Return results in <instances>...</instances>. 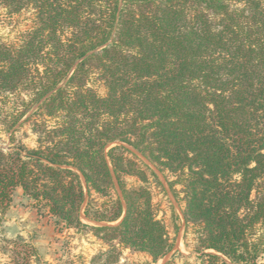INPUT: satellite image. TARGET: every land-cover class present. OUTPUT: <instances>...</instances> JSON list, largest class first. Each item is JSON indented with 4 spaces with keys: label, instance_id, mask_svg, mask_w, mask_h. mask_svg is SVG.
Instances as JSON below:
<instances>
[{
    "label": "trees",
    "instance_id": "trees-1",
    "mask_svg": "<svg viewBox=\"0 0 264 264\" xmlns=\"http://www.w3.org/2000/svg\"><path fill=\"white\" fill-rule=\"evenodd\" d=\"M20 16L24 29L0 38V124L12 143L33 122L38 146L0 147V222L20 187L57 224L163 256L171 244L143 190L122 191L125 210L90 212L89 199L83 215L99 223L80 220L74 169L87 194L111 187V171L133 172L122 142L178 176L201 264H258L264 0H0V20ZM1 258L49 264L19 240L1 239Z\"/></svg>",
    "mask_w": 264,
    "mask_h": 264
},
{
    "label": "rangeland",
    "instance_id": "rangeland-1",
    "mask_svg": "<svg viewBox=\"0 0 264 264\" xmlns=\"http://www.w3.org/2000/svg\"><path fill=\"white\" fill-rule=\"evenodd\" d=\"M26 24L24 16L12 21L0 20V38L11 39ZM93 87L99 94H103L101 84L95 83ZM54 122V119L46 118L45 125L50 128ZM33 124L28 121L20 126L13 135L12 143L0 124V147L7 150L22 144L28 149H35L38 146V135ZM134 150L137 154L129 150L124 154L126 160L133 161V172H122L117 179L111 171L112 186L103 191L91 189L90 194H87L83 175L74 169L85 191L80 220L90 226L99 223L83 215L89 199L90 212L96 209L101 212L110 211L117 200L125 210L122 191L143 190L149 197L154 217L161 221L166 230L168 242L171 244L166 254L155 260L147 252L119 244L117 239L104 240L89 227H66L57 224L54 218L46 214L45 208L42 207L39 211L35 200L23 195L20 187L15 189L11 204L1 218L0 240L29 242L49 264H201L199 253L195 250L197 243L194 226L186 225L184 220V193L182 185L177 182L178 176L168 171H160L146 156ZM111 248H114V252L108 256ZM0 260L1 263L4 262V258ZM257 260L258 264H264V254Z\"/></svg>",
    "mask_w": 264,
    "mask_h": 264
},
{
    "label": "water",
    "instance_id": "water-1",
    "mask_svg": "<svg viewBox=\"0 0 264 264\" xmlns=\"http://www.w3.org/2000/svg\"><path fill=\"white\" fill-rule=\"evenodd\" d=\"M119 145L125 147L127 150H129L130 152L137 154V152L129 145L122 143V142H118ZM140 156V155H139ZM79 173V172H78ZM80 174V173H79Z\"/></svg>",
    "mask_w": 264,
    "mask_h": 264
}]
</instances>
